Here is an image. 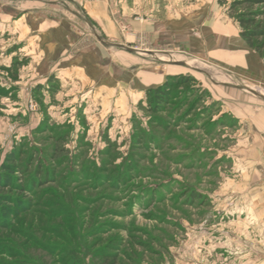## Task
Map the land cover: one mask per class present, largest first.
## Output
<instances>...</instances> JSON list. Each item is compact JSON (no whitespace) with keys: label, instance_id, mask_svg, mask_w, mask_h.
<instances>
[{"label":"rangeland","instance_id":"1","mask_svg":"<svg viewBox=\"0 0 264 264\" xmlns=\"http://www.w3.org/2000/svg\"><path fill=\"white\" fill-rule=\"evenodd\" d=\"M230 4L0 0V173L15 150L12 183L43 169L35 191L0 190L23 206L0 231V264H32L28 237L51 264H96L108 245L124 264H264V138L242 116L264 100L240 91L264 87L209 56L222 20L241 36L246 8ZM160 24L182 33L175 50L156 46Z\"/></svg>","mask_w":264,"mask_h":264},{"label":"trees","instance_id":"2","mask_svg":"<svg viewBox=\"0 0 264 264\" xmlns=\"http://www.w3.org/2000/svg\"><path fill=\"white\" fill-rule=\"evenodd\" d=\"M220 4H224L226 0H218ZM245 7L246 10L243 12L239 13L236 18L237 22L241 28V36L243 39L247 42L248 46L250 49L257 51L260 55H262V51L264 50V0H231L230 4V11L235 12L237 9ZM263 42V43H262ZM185 82L184 80H182ZM169 82H167L164 86L168 85ZM170 84V83H169ZM164 86H160L156 89L149 90L147 93L148 99L150 101H155V105H161L162 101L165 99L167 96V91H165ZM37 91V90H35ZM165 103V102H164ZM152 110L151 108H149ZM65 140H63L64 142ZM62 142V140H61ZM63 145V144H62ZM60 144V149L56 148V152L60 153L65 147L64 145L62 146ZM63 147V148H62ZM20 151L15 150V152L9 154L7 156V161L4 163V165L1 168V173H0V190L4 189H10L12 192L14 191L17 194H21L24 192H28V190H31L29 192L35 191L38 188V185L40 182H42L40 179L42 177L40 176V173H43V169H37V175H34V178L31 179L29 184L27 185H18L14 184L11 182V176L15 175L16 173L23 174V170L21 168H16L17 166L16 163L17 161V156ZM52 175H55L54 173H47L45 174L43 180L44 182H49L52 183L53 177ZM14 180H18V178H15ZM0 204L1 209L5 207H10L13 210L12 212L9 211V209L4 210V213L0 215V231L4 229V231H9L10 230V223L6 224L7 222H11L15 219V216L18 215L19 210H23V206H21L19 198L18 197H11V196H4L0 197ZM10 212V214H9ZM14 214V215H13ZM8 219H7V218ZM12 223V222H11ZM5 224V225H4ZM33 236V235H31ZM72 237V236H71ZM75 237H73L74 239ZM27 240L30 243H33L37 245L38 249L42 252V254H34L32 257L27 256L26 254L21 255V251L17 253V257L21 255L25 261L31 262L32 264H51L50 263V258L51 257H56L50 253V250L48 248L47 244H42L40 245V242L37 240H34L33 238H27ZM80 246V244H77ZM82 251V249H80ZM67 254V251L64 252V255ZM71 254V259L72 258V253ZM51 256V257H50ZM57 257L59 258L56 262L53 264H81L76 262L75 260L73 262H64L63 260L60 259V256ZM123 255L120 254L119 250H116V248L112 245H108L106 249L104 250H99L97 252V256L95 257L98 259V262L96 264H124V261L122 260ZM43 258H45L43 260Z\"/></svg>","mask_w":264,"mask_h":264},{"label":"crops","instance_id":"3","mask_svg":"<svg viewBox=\"0 0 264 264\" xmlns=\"http://www.w3.org/2000/svg\"><path fill=\"white\" fill-rule=\"evenodd\" d=\"M40 0H34V2H39ZM80 3H88V0H75ZM87 9H89L90 17L96 18L101 17V5H85ZM174 22L175 28L179 26V21ZM199 24V23H197ZM163 24H160L159 31H162L160 33V36L156 40V46L157 47H167L171 48L173 50L174 47H169L167 40L172 39L173 37L177 39L176 37L182 33L176 34V30L172 29L171 32H166V25L164 28H162ZM209 26V25H208ZM216 28V38L211 45V50L209 56L212 58V61L222 66L223 69L226 71H229L231 73H235L241 76L246 77L247 79L251 80L252 82L264 87V58L260 56L259 54L255 53L244 39L240 36V32L237 31V28L235 26H231L229 22L226 20H222ZM176 28V29H177ZM151 28L149 27V30ZM210 30V29H209ZM194 41L200 46L199 43V37L197 34L195 35ZM205 43V41H204ZM192 46H194V43L190 42ZM208 48V50L210 49ZM181 50L182 49H176ZM149 51V50H148ZM187 52H191L186 50ZM183 52V51H182ZM194 51H192L193 53ZM230 83V82H228ZM229 85H227L225 88H228ZM244 88H240V91L247 93L250 96L258 97V94L254 88H250L246 85ZM232 88H230L231 90ZM234 91V90H233ZM256 93V94H255ZM260 93V92H259ZM261 94L264 95V93L261 92ZM261 107V106H260ZM252 112H247V110L244 112V118H248L252 121L253 130H255L256 133H258L262 138H264V107H261L258 115L252 118H249L248 114ZM241 114V113H240ZM240 117V119H243V117Z\"/></svg>","mask_w":264,"mask_h":264},{"label":"water","instance_id":"4","mask_svg":"<svg viewBox=\"0 0 264 264\" xmlns=\"http://www.w3.org/2000/svg\"><path fill=\"white\" fill-rule=\"evenodd\" d=\"M256 92H257V94H258V97H260V98H262V99L264 100V95L261 94V93H259L258 91H256Z\"/></svg>","mask_w":264,"mask_h":264}]
</instances>
